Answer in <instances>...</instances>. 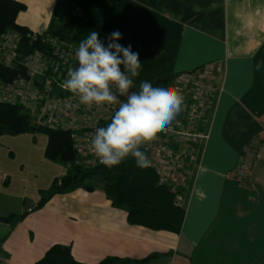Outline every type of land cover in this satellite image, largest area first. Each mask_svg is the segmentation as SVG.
Returning a JSON list of instances; mask_svg holds the SVG:
<instances>
[{
    "label": "crops",
    "instance_id": "1",
    "mask_svg": "<svg viewBox=\"0 0 264 264\" xmlns=\"http://www.w3.org/2000/svg\"><path fill=\"white\" fill-rule=\"evenodd\" d=\"M18 1L27 6L20 26L76 46L92 31L107 45L118 30V43L139 54V83L210 62L221 71L205 122L209 138L197 146L183 191L180 233L129 224L96 178L87 181L92 189L56 194L36 209L40 200L19 205L23 195L1 184L0 218L26 214L0 221L3 264H33L55 244L71 246L84 264L264 263V148L247 183L233 177L246 145L264 138V0Z\"/></svg>",
    "mask_w": 264,
    "mask_h": 264
},
{
    "label": "built area",
    "instance_id": "2",
    "mask_svg": "<svg viewBox=\"0 0 264 264\" xmlns=\"http://www.w3.org/2000/svg\"><path fill=\"white\" fill-rule=\"evenodd\" d=\"M32 37L37 39L36 35ZM20 39V34L14 30L0 34V63L22 71L14 79L0 83V102L21 106L37 127L70 132L76 165L85 168L102 165L89 150V142L97 127L109 123L117 106L68 107L78 100L60 85L66 78L67 69L77 65L75 50L78 46L45 36L41 40L43 50L23 56L19 51ZM220 71L218 62H210L160 83L175 88L183 96L182 111L166 131L158 133L141 150H146L151 161L148 167L157 174L158 184L175 193L178 206H182L183 191L193 168L197 146L209 138L205 122L211 111ZM138 88L139 84L134 80L133 90ZM261 148H264L261 137H254L246 145L233 175L239 184L244 185L249 180L255 163L262 157ZM0 264H3L1 252Z\"/></svg>",
    "mask_w": 264,
    "mask_h": 264
},
{
    "label": "clouds",
    "instance_id": "3",
    "mask_svg": "<svg viewBox=\"0 0 264 264\" xmlns=\"http://www.w3.org/2000/svg\"><path fill=\"white\" fill-rule=\"evenodd\" d=\"M121 38L114 31L105 45L97 31L90 32L79 42L77 65L67 69L60 86L78 100L68 105L72 109L117 106L109 123L97 127L89 142L101 164L112 168L131 157L145 168L151 161L141 147L167 130L182 111L184 99L178 90L160 83L140 81L138 90H133L142 65L131 45L118 43Z\"/></svg>",
    "mask_w": 264,
    "mask_h": 264
},
{
    "label": "trees",
    "instance_id": "4",
    "mask_svg": "<svg viewBox=\"0 0 264 264\" xmlns=\"http://www.w3.org/2000/svg\"><path fill=\"white\" fill-rule=\"evenodd\" d=\"M27 6L18 0H0V34L14 30L21 36L20 52L23 56L43 50L41 40L46 35L37 34L27 27L18 24V16ZM37 39L33 40L32 36ZM19 72L15 66L0 63V83L12 80ZM158 83H161L159 81ZM157 84V83H156ZM154 84V86L156 85ZM43 131L48 142L45 156L66 165V173L56 178L49 190L41 191V199L36 208L43 207L52 196L75 190L80 187L92 189L87 181L100 177L104 181V189L115 207L124 208L128 213L131 225L143 226L154 231L180 233L185 210L175 203L176 196L168 187L158 184V176L149 167L140 168L133 158L129 157L118 166L108 168L98 165L85 168L75 164L77 158L73 149L70 132L37 127L32 123L30 115L19 105L0 102V135L7 133L19 135L35 134ZM26 214L10 215L0 218L2 222L22 220ZM153 257H150L151 259ZM113 260L106 259L100 264H109ZM33 264H84L78 262L69 245L55 244L44 256Z\"/></svg>",
    "mask_w": 264,
    "mask_h": 264
},
{
    "label": "rangeland",
    "instance_id": "5",
    "mask_svg": "<svg viewBox=\"0 0 264 264\" xmlns=\"http://www.w3.org/2000/svg\"><path fill=\"white\" fill-rule=\"evenodd\" d=\"M47 142L43 131L0 135V186H6L12 195H23L17 199L19 205L25 201L28 205L34 198L40 200L41 190H49L53 180L65 173V164L45 156ZM93 181L98 184L102 179Z\"/></svg>",
    "mask_w": 264,
    "mask_h": 264
},
{
    "label": "water",
    "instance_id": "6",
    "mask_svg": "<svg viewBox=\"0 0 264 264\" xmlns=\"http://www.w3.org/2000/svg\"><path fill=\"white\" fill-rule=\"evenodd\" d=\"M166 80H168V79H166Z\"/></svg>",
    "mask_w": 264,
    "mask_h": 264
}]
</instances>
